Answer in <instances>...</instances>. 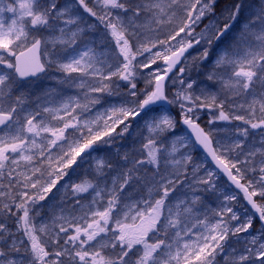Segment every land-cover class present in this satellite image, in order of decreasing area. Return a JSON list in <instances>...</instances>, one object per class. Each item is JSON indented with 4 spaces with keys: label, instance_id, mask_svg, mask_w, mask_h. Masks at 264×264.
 Masks as SVG:
<instances>
[{
    "label": "snow or ice",
    "instance_id": "1",
    "mask_svg": "<svg viewBox=\"0 0 264 264\" xmlns=\"http://www.w3.org/2000/svg\"><path fill=\"white\" fill-rule=\"evenodd\" d=\"M214 4L215 0H195L188 6L182 0H94V5L102 10L98 13L89 6L88 0H73L72 4L64 6L57 0L0 3V65L10 70L0 71V181H6L0 182V215L5 219L9 214L15 216L16 230L23 237L18 238L0 221V242H3L0 264H216L215 257L226 253L229 238L247 233L252 227L253 216L241 222L231 207H224L213 212L220 219L211 223L207 215L204 219L197 216L199 195L191 200L177 198L173 204L177 184L182 185L187 180V165L192 157L175 159L178 141H173L169 150V135L176 121L168 114H156L164 111L166 104L179 105L183 123L193 129L196 141L244 192L248 204L264 224V203L254 199L259 197L264 201V3L245 18L227 48L214 61L207 79L219 85L218 92L202 91L201 95H194L195 81L188 82L174 99H169L166 91L165 77L176 82L173 70L193 47L191 39L182 38L176 45L171 41L177 40L181 33L191 36L192 25L206 14H214ZM244 7L242 3L235 4L228 12V22L222 25L219 22L205 25L195 43L204 40L211 46L220 42L234 27ZM79 9L103 24L115 42L114 48L97 53L87 47L76 52L73 46L85 34V27L81 25L96 28L95 24H87ZM179 11L185 12L186 19L165 39L145 36V30L157 32L159 26L171 24ZM4 13L12 14L10 21L3 18ZM153 24L157 27L153 28ZM158 45L163 51H153ZM49 47L51 56L42 61L41 50L48 56ZM145 53L149 54L145 58L147 62L139 61L137 58ZM208 56L209 49L205 48L199 59ZM158 60L164 62L165 69L151 68ZM53 67L67 79L81 80L78 85L81 88L85 87V77L97 78L95 86H88L91 93L112 95L113 85L119 88L118 81L126 82L123 87L133 98L127 102L131 106H113L106 110L102 115L108 118L102 125L97 123L100 117L82 121L76 114L78 109L86 111L89 103L99 104V97L85 104L69 98L58 106H50L47 100L40 103L41 96L36 95L37 103L29 111L27 101L34 92L24 81ZM139 68L149 69L150 74L142 90L137 88L136 82ZM186 71V67L178 68L181 76ZM74 73L77 76L74 77ZM180 83H185L182 78ZM43 95L46 98L49 93ZM85 97L88 99L87 93ZM226 105L242 109L246 115H229ZM201 107H215L219 112L214 117L216 120L242 121L246 127L237 129L239 135L244 140L250 135H259L261 147L238 153V156L244 155L243 160H227L225 153L242 149L244 140H238L223 152L213 147L211 132H205L195 123L196 109ZM133 121H143L149 133L145 138L147 142L142 144L146 155L137 159L126 153L123 160L131 167L113 177L111 187H108L104 170L111 169L112 164L98 159L95 182L85 179L77 184L61 185L62 202L71 201L61 208L62 214L57 217L61 223L57 226L54 222L52 229L47 225L37 229L29 205L44 201L53 189L59 192L56 186L68 175L69 169L75 171L73 166L80 167L96 148L108 145L116 137L123 138ZM54 149L58 150L55 156ZM257 154L261 157L258 168ZM238 165L258 173V179L241 184L237 177L243 178V172ZM170 167L175 170L169 171ZM142 170L143 175H140ZM197 171L198 166L193 169V181L205 186L202 191L213 190L212 173H208V179L197 180ZM181 175L184 180L180 179ZM189 187L196 191L191 183ZM142 189H147L146 194ZM133 193L141 198L129 203ZM190 217H197L195 224L187 223ZM129 219L133 225L125 223ZM231 221L238 223L231 226ZM111 224L115 227H110ZM197 225L204 231L196 240L181 245L182 233L187 236ZM37 232L47 236V240H42ZM161 233L163 238L151 239L150 234L159 237ZM236 251L231 249V253ZM13 254H19L20 259ZM224 264H264V232L259 237L253 235L238 255L225 254Z\"/></svg>",
    "mask_w": 264,
    "mask_h": 264
},
{
    "label": "rangeland",
    "instance_id": "2",
    "mask_svg": "<svg viewBox=\"0 0 264 264\" xmlns=\"http://www.w3.org/2000/svg\"><path fill=\"white\" fill-rule=\"evenodd\" d=\"M10 2V0H3V3ZM60 6H64L66 4H72L73 0H57ZM89 6L94 7L98 13L102 10L94 5V0H88ZM185 6H188L195 2V0H182ZM1 3V1H0ZM242 3L245 7L242 10L240 17L231 31L228 33L227 36L223 37L222 40L218 43H213V45L209 46L205 43L204 40H201L200 44L195 43V39L199 38L201 32L205 30V25H208L210 22L216 23L219 22L221 25L227 21V16L229 10L237 4ZM261 3H264V0H215L214 4V14L209 13L206 14L204 18L197 24L192 25L193 31L191 36H185L184 33H181L180 37H177V40L171 41V44L176 45L180 39L184 40H193V47L191 48L187 57L183 60L181 65L178 67H186L187 71L182 74L178 73V69L175 71L176 75L173 76L175 79V83H173L172 79H169L167 82V94L169 99H174L175 94L182 90L188 82L195 81L193 84V94L194 95H201L202 91L206 93H216L219 90V85L215 84L213 81L207 79L209 73L213 71L214 61L216 60L218 54L222 53L231 42V39L234 35L237 34L238 30L241 28L245 18L251 14L252 11H258L259 6ZM199 7V6H197ZM76 11V9H73ZM79 12L83 15L84 20L87 24H95L96 28H87L84 24L82 27H85V34L82 36L80 40H78L77 45L73 46L76 49V52L84 51L87 47L93 48L97 53L101 51H109L111 48H114L115 42L108 35L107 30L104 28L103 24H101L95 17H90L87 13H83V9H79ZM12 14L11 13H4L3 18L6 21H10ZM143 20V17L141 18ZM186 19V14L183 11H179L176 17L173 19L171 24H165L159 26V31L157 32H148L145 30V36L151 39L159 37V39H165L167 35L176 29L183 20ZM153 28L157 26L155 24L152 25ZM207 34V33H206ZM205 48L209 49V56L207 59H199L201 53L204 51ZM51 47H49V55L45 56L44 50L41 51L42 60H48L51 56ZM153 51H163L159 45ZM69 52H72V49H69ZM73 55L76 53L73 52ZM148 53H145L144 56L138 57L137 59L141 62H147L146 57ZM163 61L158 60L157 64L151 65V68L155 70L157 66L161 70H163ZM99 66V65H98ZM0 71H10L5 69L4 66L0 65ZM73 76H77V74H73ZM150 78L149 69L139 68L138 75H137V88L144 89L146 87V80ZM184 80V84L180 83V79ZM96 79L93 77H85L83 83L85 87L81 88L78 85L81 83V80L74 79L70 80L65 78V76L55 70V68H49L47 72L36 79H32L29 81H25L24 84L27 87L31 85V89L33 90L34 94L28 99L27 107L28 110L31 111L37 101L36 95L41 96L40 103H44L45 100L50 102V106H58L61 101H66L69 98H73L74 100H79L81 104L88 103L89 99L93 98H100L99 104H90L88 105V109L86 111L77 110L79 118L84 120H97V123L102 125L103 120L107 119L108 117L102 115L106 112V110L110 109L111 107L115 106L119 108L121 105L124 106H131L128 101H131L133 98L128 94V90L123 87L126 82L118 81L121 87L116 88L113 85V94L109 95L108 93H91L88 92V86L96 84ZM115 79V78H114ZM49 93L48 97H44V93ZM85 93H87L88 99L85 97ZM174 105V109H167L162 112H157V115H164L168 114L174 118L176 121V127L171 130L169 135V150H171V144L173 141H178L176 144L177 152L175 153V159L183 160L185 156L190 155L192 157V161L187 165V180L184 184H177L176 188L177 191L173 195L172 200L173 204L176 202V199H187L191 200L194 195H199L201 197V202L196 205L198 209L197 216L199 219H204V216L207 215L209 221L211 223H215L217 219H220L219 216H214L213 212H219L224 207H231L234 212L240 217V221H245L246 217L252 215V212L246 207L244 204V197L241 190L232 189L219 175V173L210 165L207 161L206 157L195 147L194 143L190 139V137L180 128L178 124V119L180 116V109L178 104H171ZM225 111L229 113V115H246V112L239 108H231L230 106L226 105ZM110 114V113H109ZM196 116L204 125V129L206 132H211V139L215 148L219 151L223 152L224 148L230 147L234 145L238 140H244L243 137L239 135L237 131L238 128L246 127L242 121L230 119L228 121H221L214 119L215 116L219 115L218 110L208 107H201L196 109ZM139 119V118H137ZM195 120V121H196ZM211 122V123H210ZM120 127H123L122 125ZM119 131V128L117 129ZM256 132L257 130H252ZM149 135L146 128L143 126V121L139 123L133 121L131 122L129 132L124 134L123 138L116 137L114 141H111L108 145H102L92 151L90 157H86L85 162L81 163L80 167L73 166L75 171L72 169L68 170V175H66L61 181L58 182L57 188L60 189L59 192L56 189H53L52 193H49L48 196L44 201H39L35 205H29L31 211L30 215L33 217V222L35 223L37 229L41 225H47L49 229H52L53 223L58 226L61 221L57 219L62 213L61 208L67 207L70 204V199H64L62 202V197L64 195V189L61 185L68 184H77L80 183L82 180L88 179L93 180L95 182V168H96V161L98 159H103L106 162L112 164V168H105V173L108 177V187H111V182L113 177H118L122 171H126L128 167H131L130 163H126L123 160V157L126 153L132 156H135L137 159L143 158L146 155V150L142 149V144L146 143L147 140L145 139ZM180 138V139H178ZM260 136L259 135H250L246 140H244L242 149H236L235 151H230L225 153V157L227 160H232L235 162L236 159H244V155L238 153H247L250 150H254V148L261 147L260 143ZM95 147V146H94ZM58 150H53V156L56 155ZM143 152V155L141 153ZM261 159L260 155L257 154L255 157L256 166L259 167V160ZM79 161V158H78ZM198 171L196 173V179H208V173L211 172V183L215 185V188L209 192L202 191L205 187L204 185H198L193 181V169L197 168ZM242 169L243 178L238 176L237 178L243 183L247 184L248 181L258 179V173H253L245 169L244 165H238ZM173 167L169 168V171H174ZM151 169L149 168V173ZM184 169L181 168V172ZM235 174V172H234ZM140 175H143V170L141 171ZM158 179V177H157ZM181 180H184V176L181 175ZM6 183V181H3ZM189 183L192 184L193 188L196 189L194 192L192 188L189 187ZM103 187V184L101 185ZM70 191V189H69ZM131 192V189H128ZM142 191L146 194L147 189H142ZM186 194V195H185ZM87 195V194H85ZM232 196L235 197L233 200H226L225 197ZM141 197L133 193L132 200L128 201L129 203L135 202L139 200ZM90 199V197H89ZM258 203H264L261 201L259 197H254ZM143 207V205H140ZM15 212V208H13ZM38 213V214H37ZM63 214H67L66 212ZM17 215H22V213H17ZM197 217H190L187 221L188 224L192 225L196 223ZM227 218V217H225ZM16 217L11 216L9 214L8 218L2 215L0 221L5 222L7 226L11 229L12 232L16 233L18 238L21 237V234L16 230L15 224ZM253 216V223L251 227V231L247 233H239L235 237H230L228 240L225 254L230 255H238L242 250L244 245L251 239L253 235L259 237L261 232H264V229L260 226L255 224ZM125 223L129 225H133V221L131 219L125 221ZM136 223H139L137 220ZM238 221H231V226L237 225ZM110 227H115L114 224H111ZM58 230V227L57 229ZM204 230L199 225L192 228V231L187 235L183 236L182 233V240L181 245L185 242H192L195 240V236L202 233ZM37 235L40 236L42 240H47V236L37 232ZM63 236V234H61ZM151 239L155 240L156 238H163V234H159V237L152 236L150 234ZM8 243L10 244L11 241L9 240ZM251 246V245H249ZM235 248L237 251L236 253H231V249ZM225 254H220L217 257V264H224L225 262ZM14 258L17 260L20 259L19 254H13Z\"/></svg>",
    "mask_w": 264,
    "mask_h": 264
},
{
    "label": "water",
    "instance_id": "3",
    "mask_svg": "<svg viewBox=\"0 0 264 264\" xmlns=\"http://www.w3.org/2000/svg\"><path fill=\"white\" fill-rule=\"evenodd\" d=\"M189 50H190V48L188 49V51L185 53V55H184V57L188 54V52H189ZM183 57V58H184ZM183 58H182V60H183ZM163 64H164V62H163ZM165 65V64H164ZM180 65V64H179ZM179 65H177V66H179ZM166 68V65H165V67H164V69ZM175 70V69H174ZM173 70V71H174ZM41 74H43V73H41ZM41 74H38V76L39 75H41ZM172 73H169V76L171 75ZM32 78H35V77H29V78H27L26 80H29V79H32ZM167 77H165V82H167ZM169 107V105L168 104H166L165 105V108H168ZM196 124H198L197 122H195ZM180 125L183 127V129H185L186 131H187V133L190 135V137L192 138V140H193V142H194V144L196 145V147L202 152V153H204L205 154V156L207 157V159H208V161L210 162V164L222 175V177L225 179V181L232 187V188H234V189H239V190H241L240 188H238L237 186H236V184L232 181V180H230L229 179V177H228V175H227V173L226 172H224L223 171V169L221 168V167H219V166H217V163H216V161H214L213 159H212V157H211V155H209V153L196 141V134H195V132L193 131V129L191 128V127H189L188 125H186V124H184L183 123V121H182V119L180 120ZM199 125V124H198ZM199 127L200 128H202L200 125H199ZM214 147V146H213ZM238 179V178H237ZM241 183V182H240ZM242 184V183H241ZM242 191V190H241ZM242 193H243V195H244V204L252 211V213L254 214V216H255V218L258 220V222H259V224L262 226V228L264 229V224H262V222L259 220V218H258V216H259V214L258 213H255V209H252V207H251V205L250 204H248V202H247V200L245 199V194H244V192L242 191Z\"/></svg>",
    "mask_w": 264,
    "mask_h": 264
},
{
    "label": "flooded vegetation",
    "instance_id": "4",
    "mask_svg": "<svg viewBox=\"0 0 264 264\" xmlns=\"http://www.w3.org/2000/svg\"><path fill=\"white\" fill-rule=\"evenodd\" d=\"M1 1V3H3V0H0ZM39 78V77H38ZM36 79V78H35ZM0 182H3V181H0ZM2 217V215H0V218ZM2 244H3V242H0V246H2ZM218 256V255H217ZM215 257V260L216 259H219L218 257ZM216 264H217V260H216Z\"/></svg>",
    "mask_w": 264,
    "mask_h": 264
},
{
    "label": "trees",
    "instance_id": "5",
    "mask_svg": "<svg viewBox=\"0 0 264 264\" xmlns=\"http://www.w3.org/2000/svg\"><path fill=\"white\" fill-rule=\"evenodd\" d=\"M172 106H174V105H172ZM172 109H174V107H172ZM198 121H199L200 124H202L200 120H198ZM202 125H203V124H202Z\"/></svg>",
    "mask_w": 264,
    "mask_h": 264
}]
</instances>
